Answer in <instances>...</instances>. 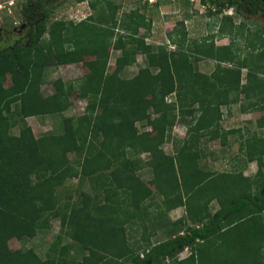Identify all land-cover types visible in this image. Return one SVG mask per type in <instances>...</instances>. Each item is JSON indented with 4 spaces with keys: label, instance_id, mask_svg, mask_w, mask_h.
Returning a JSON list of instances; mask_svg holds the SVG:
<instances>
[{
    "label": "trees",
    "instance_id": "1",
    "mask_svg": "<svg viewBox=\"0 0 264 264\" xmlns=\"http://www.w3.org/2000/svg\"><path fill=\"white\" fill-rule=\"evenodd\" d=\"M67 1L23 0L19 24L7 14L12 26H0V264H264V49L241 58L233 40H214L238 33L226 9L264 20V0H200L203 13L184 0L167 32L171 43L149 41L160 5L171 0H156L149 15L123 0H91L95 15L52 19ZM198 19L213 34L190 41L195 29L185 22ZM256 35L264 43V33ZM114 50L121 54L110 70ZM138 55L144 64L122 76ZM208 60L214 70H200ZM71 63L84 64V74L57 78L45 95L47 67ZM75 99L87 100L84 113L61 115ZM238 104L260 112L258 129L245 136L222 124ZM55 110L60 128L37 135L27 119ZM178 123L187 127L182 138L173 135ZM230 137L239 144L236 168L213 169L219 158L210 143L229 146ZM252 162L258 169L247 175ZM180 206L183 215L169 219ZM55 219L59 231L42 254L29 243ZM13 238L19 249H11Z\"/></svg>",
    "mask_w": 264,
    "mask_h": 264
},
{
    "label": "rangeland",
    "instance_id": "2",
    "mask_svg": "<svg viewBox=\"0 0 264 264\" xmlns=\"http://www.w3.org/2000/svg\"><path fill=\"white\" fill-rule=\"evenodd\" d=\"M95 1V0H93ZM119 1V0H118ZM124 7L126 9L132 10L133 8H139L141 11H143L146 14H150L149 9L151 8L150 5L152 3H155L156 0H123ZM184 0H171L168 3H162L160 5V11H161V17L159 20H157L153 24L154 28V36L149 39V41H157L159 42H168L171 43L168 39L167 32L171 31L176 23L178 22V18L182 17V9L180 6V3ZM192 1V0H190ZM23 0H3L0 5V26H6L11 27L10 24L6 23L5 16L7 14L12 16V19L19 24V13L21 11V4ZM91 0L77 2L76 0H68L66 4L58 8L55 12V14L52 16V19L55 18H65V19H74L76 21L83 20L87 18L90 15H95L97 11L90 5ZM147 2L149 4H147ZM200 2V0H194L191 3L193 4V8H197V3ZM208 6H209V2ZM208 8V7H207ZM199 10V9H198ZM124 8L119 10V17L125 16ZM224 14H232L236 18V25L233 27L232 32L235 33V30H238V33H236L233 36L229 35H223V36H214V40L216 44H228L233 40L235 43V48L237 47L239 50H237L238 53L241 54V58L248 55L250 56L251 52L260 53L264 49V43L263 40L260 39L259 35H256V33L262 34L263 29L261 28V24H264L263 18L260 16L255 15H246L244 18L237 17L236 14V8L231 7L226 9V12H223ZM5 19V20H4ZM245 19V20H244ZM254 19H259V22L253 21ZM197 20V19H196ZM199 24L197 26L192 22V20H188L185 22V24L191 28H194V31H190V41H195L199 37L208 36L213 34L211 30H209L208 27L205 25L206 19H198ZM189 27V28H190ZM213 27V26H212ZM213 29L217 32V28L213 27ZM141 32H143V28L141 29ZM2 34V33H1ZM27 34V32L25 33ZM217 35V33H216ZM212 37V36H211ZM8 33L2 40V43L5 44L9 42ZM174 45H171V48ZM121 54V51L114 50L112 51L110 61H109V69L113 70L115 66V60L116 57ZM138 63L130 65L129 67L125 68L124 71L121 73L124 77H132L136 74L138 71L140 65H143L145 62V57L143 55H138ZM198 68L204 72H212L215 68V62L213 60L203 61L198 63ZM85 72L84 64L82 63H71V64H63L59 66H50L47 67L44 74V81L42 85V90L45 95H50L54 92V80L57 78H62L66 81L75 80L77 78H80ZM247 70L243 69V80L245 81ZM241 97H244V94H241ZM172 99V97H170ZM243 104H247L248 100L243 98ZM87 105V100L85 99H75L73 102L72 107L63 112L62 114L60 112L57 113L59 110H55L54 113L51 115H47L45 117H30L28 118L29 124L34 128V131L37 135H41L48 131H54L60 128V122H61V115L70 116V115H80L84 113L85 107ZM230 111L225 114L224 120L222 121V124L225 128H231L233 126H240V128H243L245 132L250 130H256L258 129L257 124V117L260 114V112H256L253 110H249L247 112H243L240 109V104L234 105ZM140 129H143V123H138ZM149 129V128H147ZM19 127L16 126L13 129V132H18ZM261 131V130H260ZM187 133V127L183 124L178 123L173 130V135L177 137H184ZM261 133V132H260ZM241 135H247L243 134L241 132ZM210 147L212 150L215 151V154L218 155V160L213 161L212 168L213 169H220V170H232L236 168V163L234 164V161H237V156L240 155L239 151V144H235L234 142L229 146H223L219 139H216L210 143ZM164 149L166 152H173V147L171 144L166 143L164 145ZM150 157V154L144 153L143 158L147 159ZM258 169L257 162H252L249 164V166L244 170V173L247 175H254L256 170ZM264 171V167H263ZM139 174L141 177L149 181L152 177V171L150 168H143L140 170ZM77 180H73V183L62 187L65 188L64 191L72 186ZM154 188V186H152ZM172 209L167 214L169 219H177L180 217L184 211L179 208V210ZM60 228V223L58 219H55L52 221L51 228L46 231H39V233L31 240L29 243L30 246H35L38 251H40L42 254L46 252L50 244L55 240L57 233ZM149 230L152 229V226L149 225ZM160 230L159 232H161ZM10 247L12 250L19 249L21 247L20 242L13 238L9 241ZM190 251L187 249L183 251L180 255L186 256L189 254Z\"/></svg>",
    "mask_w": 264,
    "mask_h": 264
},
{
    "label": "flooded vegetation",
    "instance_id": "3",
    "mask_svg": "<svg viewBox=\"0 0 264 264\" xmlns=\"http://www.w3.org/2000/svg\"><path fill=\"white\" fill-rule=\"evenodd\" d=\"M27 28H28V24H27V23H23V24H22V28H20V29L14 28V29H13L14 34H11V36L14 38L15 41H17V40H19V39L16 37L15 33H16L17 35H19L20 33L23 32V30L25 31ZM0 34H1V33H0ZM8 37L10 38V36H8Z\"/></svg>",
    "mask_w": 264,
    "mask_h": 264
},
{
    "label": "crops",
    "instance_id": "4",
    "mask_svg": "<svg viewBox=\"0 0 264 264\" xmlns=\"http://www.w3.org/2000/svg\"><path fill=\"white\" fill-rule=\"evenodd\" d=\"M237 107H238V106H237ZM233 127H235V128H240V126H233ZM240 129H241V132H242V133H246V132L243 130V128H240ZM241 132H239V133H241ZM239 133H238V134H239ZM230 139H231L232 141H234L235 144H237L236 141H235L232 137H230ZM179 208H181V209L185 212L184 207H181V206H180V207H178L176 210H179ZM182 215H183V214H182ZM182 215H181V216H182ZM173 220H175V219H173Z\"/></svg>",
    "mask_w": 264,
    "mask_h": 264
},
{
    "label": "built area",
    "instance_id": "5",
    "mask_svg": "<svg viewBox=\"0 0 264 264\" xmlns=\"http://www.w3.org/2000/svg\"><path fill=\"white\" fill-rule=\"evenodd\" d=\"M197 7L199 8L200 12H204L206 10V5L202 4L201 2L197 3Z\"/></svg>",
    "mask_w": 264,
    "mask_h": 264
},
{
    "label": "clouds",
    "instance_id": "6",
    "mask_svg": "<svg viewBox=\"0 0 264 264\" xmlns=\"http://www.w3.org/2000/svg\"><path fill=\"white\" fill-rule=\"evenodd\" d=\"M198 8V7H197ZM199 9V8H198ZM199 12H200V10H199ZM200 13H203V12H200Z\"/></svg>",
    "mask_w": 264,
    "mask_h": 264
}]
</instances>
